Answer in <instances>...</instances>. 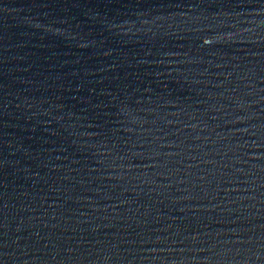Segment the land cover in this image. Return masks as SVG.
Returning a JSON list of instances; mask_svg holds the SVG:
<instances>
[{"label": "water", "instance_id": "1", "mask_svg": "<svg viewBox=\"0 0 264 264\" xmlns=\"http://www.w3.org/2000/svg\"><path fill=\"white\" fill-rule=\"evenodd\" d=\"M0 264H264V0H0Z\"/></svg>", "mask_w": 264, "mask_h": 264}]
</instances>
